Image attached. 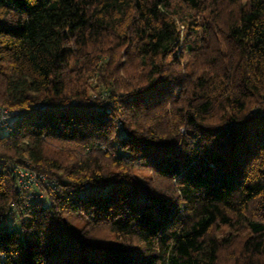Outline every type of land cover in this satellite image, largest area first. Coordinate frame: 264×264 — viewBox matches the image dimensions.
Here are the masks:
<instances>
[{"label": "trees", "instance_id": "trees-1", "mask_svg": "<svg viewBox=\"0 0 264 264\" xmlns=\"http://www.w3.org/2000/svg\"><path fill=\"white\" fill-rule=\"evenodd\" d=\"M0 104V264H264V0H0Z\"/></svg>", "mask_w": 264, "mask_h": 264}, {"label": "built area", "instance_id": "built-area-1", "mask_svg": "<svg viewBox=\"0 0 264 264\" xmlns=\"http://www.w3.org/2000/svg\"><path fill=\"white\" fill-rule=\"evenodd\" d=\"M17 114L16 110L9 109L0 104V133L7 128L11 118ZM13 169L17 178L19 191L31 189L36 181L38 182L42 177L28 166L15 165Z\"/></svg>", "mask_w": 264, "mask_h": 264}, {"label": "rangeland", "instance_id": "rangeland-1", "mask_svg": "<svg viewBox=\"0 0 264 264\" xmlns=\"http://www.w3.org/2000/svg\"><path fill=\"white\" fill-rule=\"evenodd\" d=\"M6 131H3L2 132V134H4ZM40 178V177H39ZM40 179H42V180H45V178H44V176H42ZM39 179V180H40ZM37 184V181H36V183L34 184V186L31 188V192H35V193H41V195H45V191H41L40 189L38 190L37 188H36V185ZM27 190V189H26ZM23 191H25V190H23ZM5 222L9 225V226H13L14 228H16V229H20V226H19V224L17 223L18 221H15L14 223H12V220L10 219V218H8V219H6L5 220Z\"/></svg>", "mask_w": 264, "mask_h": 264}]
</instances>
